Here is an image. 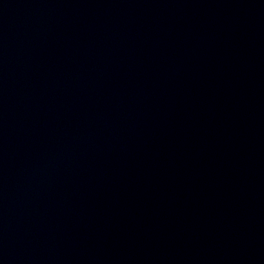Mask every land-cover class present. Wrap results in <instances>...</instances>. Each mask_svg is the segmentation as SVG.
Returning a JSON list of instances; mask_svg holds the SVG:
<instances>
[{
  "label": "water",
  "instance_id": "water-1",
  "mask_svg": "<svg viewBox=\"0 0 264 264\" xmlns=\"http://www.w3.org/2000/svg\"><path fill=\"white\" fill-rule=\"evenodd\" d=\"M0 264H264V0H0Z\"/></svg>",
  "mask_w": 264,
  "mask_h": 264
}]
</instances>
